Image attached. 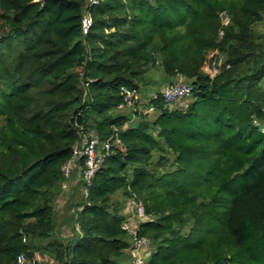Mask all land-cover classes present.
<instances>
[{"label": "trees", "instance_id": "16d2710c", "mask_svg": "<svg viewBox=\"0 0 264 264\" xmlns=\"http://www.w3.org/2000/svg\"><path fill=\"white\" fill-rule=\"evenodd\" d=\"M177 76L192 88L171 104ZM90 132L109 150L87 183ZM124 221L144 264H264V0H0V264H119Z\"/></svg>", "mask_w": 264, "mask_h": 264}, {"label": "built area", "instance_id": "2783aa9c", "mask_svg": "<svg viewBox=\"0 0 264 264\" xmlns=\"http://www.w3.org/2000/svg\"><path fill=\"white\" fill-rule=\"evenodd\" d=\"M228 22L227 16H222V23L226 24ZM89 20L87 18L83 19V27L84 30L87 27ZM212 56V54H210ZM221 63V59H214L208 63L207 71L210 76H214L218 71V66ZM191 84L184 80L181 76H177V78L171 82L166 83L162 86L160 93L165 101L171 104H179L182 99L189 95L191 92ZM134 95V91H127L125 95L126 103L129 104L131 102V98ZM155 97L156 95L153 94ZM109 150V141H105L100 144V141L94 132H90L88 135L82 137L79 144L75 145L73 148L74 156L84 155V178L87 183L91 180L95 171L100 166L103 156L107 154ZM73 166L72 161H68L64 166V176L65 178H69L70 170ZM68 187V182L65 181L62 183V188L66 189ZM84 196L87 195L86 188H82ZM129 208L132 209L134 216L142 219L144 217L142 204L134 199L130 200ZM122 227L125 228L129 233L132 234V240L128 247L130 253L134 257L135 264H143V260L141 258L140 252L144 247H147L149 244V239L145 236L138 237L136 235V229L129 221H124ZM142 254V253H141ZM143 257V254H142ZM18 262H26L27 264H38L35 258L28 260L26 259L24 254H20L17 258Z\"/></svg>", "mask_w": 264, "mask_h": 264}, {"label": "crops", "instance_id": "0c3cea01", "mask_svg": "<svg viewBox=\"0 0 264 264\" xmlns=\"http://www.w3.org/2000/svg\"><path fill=\"white\" fill-rule=\"evenodd\" d=\"M79 179L80 177L77 171L73 172V177L71 178L69 188L67 190H62V193L53 202V208H54V211L56 213V218H57V233L63 237L69 236L70 234V230H69L67 223L65 222V218H66L67 213H69V211L70 213L73 211V207L71 209H68V212L64 211V208L63 210H59V209H61L65 205L66 202H64V199L66 196L68 197L67 198L68 200H72L73 194L75 193V191H77V189H80ZM36 255L40 257V259H43V257H46L48 258L50 263L54 264L53 260L47 255H40L38 253H36Z\"/></svg>", "mask_w": 264, "mask_h": 264}, {"label": "rangeland", "instance_id": "374dc122", "mask_svg": "<svg viewBox=\"0 0 264 264\" xmlns=\"http://www.w3.org/2000/svg\"><path fill=\"white\" fill-rule=\"evenodd\" d=\"M204 68H205V70L207 69V66L205 65L204 66ZM140 95L142 96V99H144V97H143V95L140 93ZM137 99H140V97H139V95H137ZM139 104L137 105L138 106V109H140V110H144L145 108H143L142 107V103L141 102H138ZM132 108V107H131ZM130 108H127L126 110L128 111ZM146 112H149L150 114H152V109L151 108H148L147 110H145ZM72 173H70V177H71V174L73 175V170L71 171ZM25 179H26V177L24 176V177H22L18 182H17V184L19 185V184H21V183H23L24 181H25ZM68 197L66 196L65 197V199H64V202H66L65 203V205L61 208V209H59V210H63V208H64V211H67L68 212V209H71L72 208V206H73V203L74 202H79L80 200H81V198H82V195H81V192H80V190L79 189H77V191H75V193L73 194V199L72 200H68L67 199ZM66 212V213H67ZM66 213H65V215H66ZM70 214V211H69V213H67V215L66 216H68ZM151 249V248H150ZM141 253H143V252H140V255H141V258H142V260H146L147 258H148V255H146L145 256V258L144 257H142V254ZM150 252H149V250H148V252H147V254H149ZM35 256L37 257H35V260H36V262L38 263V264H53V263H50L49 262V260H48V258H46V257H43V259H40V257H38L36 254H35ZM130 260H133L132 258H131V255H130V251H129V249H127V250H125V252H124V254L121 256V257H119L118 258V260H117V262L119 263V264H125V262H127V261H130ZM143 264H144V262H143Z\"/></svg>", "mask_w": 264, "mask_h": 264}]
</instances>
